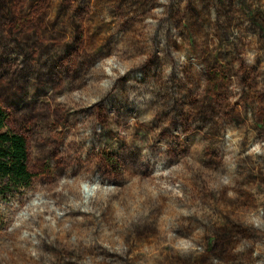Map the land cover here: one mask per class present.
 I'll return each mask as SVG.
<instances>
[{"label": "rangeland", "instance_id": "1", "mask_svg": "<svg viewBox=\"0 0 264 264\" xmlns=\"http://www.w3.org/2000/svg\"><path fill=\"white\" fill-rule=\"evenodd\" d=\"M0 102V264H264V0H0Z\"/></svg>", "mask_w": 264, "mask_h": 264}, {"label": "trees", "instance_id": "2", "mask_svg": "<svg viewBox=\"0 0 264 264\" xmlns=\"http://www.w3.org/2000/svg\"><path fill=\"white\" fill-rule=\"evenodd\" d=\"M34 178L35 175L29 168L27 141L10 127L9 115L0 102V196L6 197L30 190ZM19 240L21 252L32 257L35 248L31 249L29 246L34 240L22 237Z\"/></svg>", "mask_w": 264, "mask_h": 264}]
</instances>
